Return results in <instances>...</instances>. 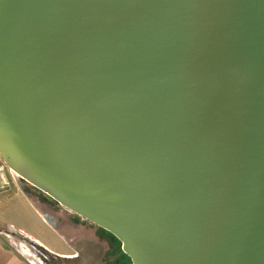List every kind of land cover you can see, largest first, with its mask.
Wrapping results in <instances>:
<instances>
[{
    "label": "water",
    "instance_id": "1",
    "mask_svg": "<svg viewBox=\"0 0 264 264\" xmlns=\"http://www.w3.org/2000/svg\"><path fill=\"white\" fill-rule=\"evenodd\" d=\"M0 157L131 264H264V0H0Z\"/></svg>",
    "mask_w": 264,
    "mask_h": 264
},
{
    "label": "crops",
    "instance_id": "2",
    "mask_svg": "<svg viewBox=\"0 0 264 264\" xmlns=\"http://www.w3.org/2000/svg\"><path fill=\"white\" fill-rule=\"evenodd\" d=\"M36 215L38 214L29 203L18 194L14 182L0 190V264H42L40 259L36 263L28 256V246L22 240L18 241L19 237L31 239L37 243V246L40 245L43 251L53 252V249L45 243L46 240L39 238L36 234L37 231L34 230V226H39L40 219H42L39 215ZM58 235L68 248L72 249L76 247V244L85 243L84 239H88L87 241L91 239L87 236L88 233H77L73 242L65 240L60 234ZM66 251H57L56 254L64 255L63 253ZM53 253L55 254V252Z\"/></svg>",
    "mask_w": 264,
    "mask_h": 264
},
{
    "label": "rangeland",
    "instance_id": "3",
    "mask_svg": "<svg viewBox=\"0 0 264 264\" xmlns=\"http://www.w3.org/2000/svg\"><path fill=\"white\" fill-rule=\"evenodd\" d=\"M21 188L22 190L17 187L18 194L21 196V198L25 199L29 203V205L33 208V210L40 216V218H42L40 213L34 208V206L28 200V198H30L33 202L39 203L37 202V198L35 196L33 197L32 193L29 192L35 190V187L27 184V182H22ZM48 202L51 204L52 207L55 206L57 210H61V211L63 210V209H59L58 206L54 205L53 201L48 200ZM39 205L41 204L39 203ZM18 210L20 211V209ZM59 213L61 212L59 211ZM40 220H41L40 225L34 226V230L37 231L36 234L39 238L46 240L45 243L53 249V252H55V254L51 251L48 252L43 251V249H41L42 247L40 245L37 246V243L32 241L31 239H28L26 237H19L18 241L22 240L23 243L26 244V246H28L29 249L28 256L31 259H33L34 262L38 263V261L41 260L42 264L45 263L46 264H108V259L111 258V256H109L111 252L110 246L112 245L108 243L106 237H104L105 235H103L100 231H98V235L97 237H95L96 239L86 241L85 243L82 244H76L74 250L72 248H68V246L61 239V237L57 233H55L53 229L43 219ZM63 250L65 251L68 250V251L64 252L63 253L64 255L56 254L57 251H63Z\"/></svg>",
    "mask_w": 264,
    "mask_h": 264
},
{
    "label": "flooded vegetation",
    "instance_id": "4",
    "mask_svg": "<svg viewBox=\"0 0 264 264\" xmlns=\"http://www.w3.org/2000/svg\"><path fill=\"white\" fill-rule=\"evenodd\" d=\"M21 182H26V181L21 180ZM35 190L29 191V192L32 193L33 197L35 196L37 198V201L43 207H45L47 210L53 212V214L57 215L56 217H57V219L59 221H61L60 220L61 218L64 219L65 221H68L74 227L75 230L77 229V233H88L87 236H89V238L91 237L90 240L96 239L95 237H97L98 231H100L103 235H105L104 237H106V240L108 241V243L110 245H112V246H110L111 250H112L114 243H113V240L108 235L107 231H105L104 229L96 226L95 224H93V223L81 218L80 216H78V215H76V214H74L72 212H69L66 208H62V206H60L56 201H54L52 198H50L47 194L43 193L41 190H39L37 188H35ZM47 198H49V199H47ZM48 200L53 201L54 205L58 206L59 209H63V210L62 211L61 210H57L55 206H53V207H55V208H53L51 206V204L48 202ZM59 211L62 214L59 213ZM72 217H74V218H72ZM84 240L87 241L88 239H84Z\"/></svg>",
    "mask_w": 264,
    "mask_h": 264
},
{
    "label": "trees",
    "instance_id": "5",
    "mask_svg": "<svg viewBox=\"0 0 264 264\" xmlns=\"http://www.w3.org/2000/svg\"><path fill=\"white\" fill-rule=\"evenodd\" d=\"M110 238L113 240V248L110 252L111 258L108 259V264H131V260L129 256H127L124 252L121 250L120 242L118 239L107 232Z\"/></svg>",
    "mask_w": 264,
    "mask_h": 264
},
{
    "label": "built area",
    "instance_id": "6",
    "mask_svg": "<svg viewBox=\"0 0 264 264\" xmlns=\"http://www.w3.org/2000/svg\"><path fill=\"white\" fill-rule=\"evenodd\" d=\"M8 172H9L8 167L3 162H1L0 163V190H3L4 188L10 186L11 182H14L11 174Z\"/></svg>",
    "mask_w": 264,
    "mask_h": 264
}]
</instances>
